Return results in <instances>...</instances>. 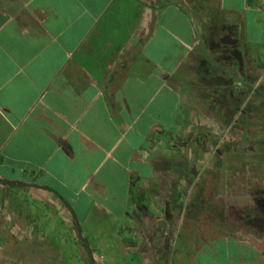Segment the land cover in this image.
Returning <instances> with one entry per match:
<instances>
[{
	"label": "crops",
	"instance_id": "crops-1",
	"mask_svg": "<svg viewBox=\"0 0 264 264\" xmlns=\"http://www.w3.org/2000/svg\"><path fill=\"white\" fill-rule=\"evenodd\" d=\"M242 119L264 219V0H0V251L20 235L36 264H264V226L184 222L194 164Z\"/></svg>",
	"mask_w": 264,
	"mask_h": 264
},
{
	"label": "rangeland",
	"instance_id": "rangeland-1",
	"mask_svg": "<svg viewBox=\"0 0 264 264\" xmlns=\"http://www.w3.org/2000/svg\"><path fill=\"white\" fill-rule=\"evenodd\" d=\"M247 110V106L242 108V112H247ZM209 126L210 130L214 131L212 136H218L220 125ZM234 127L240 133L233 132V125H225L222 133L218 136L219 138L209 140V153L203 158L202 163L194 164L193 176L196 183L190 193L187 192L186 195L190 199L189 202H192V204L189 203L192 209V219L189 220L190 222H184H186V226L189 223L188 226L196 228L203 226L206 229H221L218 230V234L223 233L245 240L250 238L251 229L259 232L258 229L264 226V221L260 218H252L246 213V209L249 207L247 122L245 123L242 119ZM233 133L235 141L231 137ZM223 149L225 155L218 156V151ZM22 223V220H14L11 221V226ZM185 238L177 236V244L191 242L195 246L200 240V237L194 235L187 237V240ZM209 238L212 237L201 236L203 241L209 240ZM1 240H6V247L0 251V264H36V261L30 260L29 253L10 250L13 249L10 245L14 243H18L17 247L22 246L19 245L21 243L20 235H5L1 237ZM260 244L264 246V241Z\"/></svg>",
	"mask_w": 264,
	"mask_h": 264
},
{
	"label": "trees",
	"instance_id": "trees-1",
	"mask_svg": "<svg viewBox=\"0 0 264 264\" xmlns=\"http://www.w3.org/2000/svg\"><path fill=\"white\" fill-rule=\"evenodd\" d=\"M255 218H258L257 216H255ZM260 220H262V221H264V219L262 218H260ZM78 235L81 237V234H80V231L78 232Z\"/></svg>",
	"mask_w": 264,
	"mask_h": 264
}]
</instances>
